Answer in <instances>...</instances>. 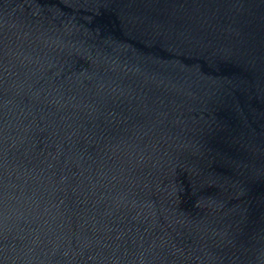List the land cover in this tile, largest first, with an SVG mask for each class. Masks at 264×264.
<instances>
[{"label": "water", "instance_id": "1", "mask_svg": "<svg viewBox=\"0 0 264 264\" xmlns=\"http://www.w3.org/2000/svg\"><path fill=\"white\" fill-rule=\"evenodd\" d=\"M0 264H264V0H0Z\"/></svg>", "mask_w": 264, "mask_h": 264}]
</instances>
